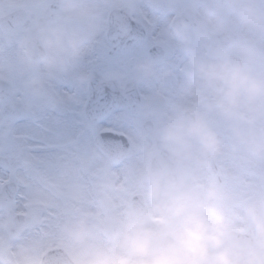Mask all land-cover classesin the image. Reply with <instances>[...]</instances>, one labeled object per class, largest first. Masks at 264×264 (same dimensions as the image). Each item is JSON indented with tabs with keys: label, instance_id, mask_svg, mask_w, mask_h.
Listing matches in <instances>:
<instances>
[{
	"label": "clouds",
	"instance_id": "obj_1",
	"mask_svg": "<svg viewBox=\"0 0 264 264\" xmlns=\"http://www.w3.org/2000/svg\"><path fill=\"white\" fill-rule=\"evenodd\" d=\"M56 2L0 62V82L18 79L17 100L28 108L74 102L56 82L92 78L79 65L104 29L103 8ZM170 29L186 57L184 79L155 138L133 141L141 153L129 165L135 195L105 222L103 206L86 208L36 244L12 245L16 264H264V0H185ZM134 71L146 79L156 67L144 59ZM106 79L126 83L115 72ZM161 96L147 100L149 114ZM107 155L92 147L77 160L87 166ZM76 171L65 165L55 179Z\"/></svg>",
	"mask_w": 264,
	"mask_h": 264
},
{
	"label": "flooded vegetation",
	"instance_id": "obj_2",
	"mask_svg": "<svg viewBox=\"0 0 264 264\" xmlns=\"http://www.w3.org/2000/svg\"><path fill=\"white\" fill-rule=\"evenodd\" d=\"M99 2L104 11V29L92 44L90 57L87 56L85 58L87 60L83 61L88 63L86 71L94 73L96 77L106 82L107 90L118 91L119 101L118 105L97 123L87 121L83 111H80L83 119L77 124L83 125L87 136L85 140L90 142V148L97 147L95 142L99 132L112 133L111 139L117 136L126 141L128 148L123 159L112 166L114 171L120 173L126 164L139 163L141 153L133 149V141L153 140L163 113L179 99V88L184 79L182 68L186 57L171 36L170 20L184 7L185 0H107V2L99 0ZM13 8H22L25 11L21 27L25 24L26 31L36 20L54 15L58 5L53 0H39ZM114 10L119 13L117 19L121 21L115 32L111 31L109 25V17ZM7 12L8 10L3 11L2 14ZM15 33L18 39L19 35ZM144 59H151L154 62L156 72L152 77L140 79L136 76L134 65ZM113 72L121 74L126 81L123 88L118 81L106 79V75ZM8 82L13 83L12 80ZM12 88L13 95L5 103L11 100L18 101L20 93L16 95L14 86ZM157 91L162 92V96L156 98L149 114L147 100L154 97ZM5 103H0V160L9 162L13 147L10 137L17 135L13 130L16 129L18 122L2 117ZM29 110L30 108L26 106L25 113L27 114ZM72 137L69 138L70 141L76 140V137ZM77 140L79 153L80 136ZM75 146L73 143L69 149L74 152Z\"/></svg>",
	"mask_w": 264,
	"mask_h": 264
},
{
	"label": "snow or ice",
	"instance_id": "obj_3",
	"mask_svg": "<svg viewBox=\"0 0 264 264\" xmlns=\"http://www.w3.org/2000/svg\"><path fill=\"white\" fill-rule=\"evenodd\" d=\"M122 159V154H115L87 166L80 165L78 160L70 162L66 165L72 169L79 167L80 171L63 180L45 173H37L32 182L19 175L0 179V189L11 183L28 189L19 193L22 203L7 199L0 192V264H16L9 251L13 239L36 244L42 234L55 230L64 217L97 206L105 210L102 222L118 215L120 204L135 195L136 188L134 182H129V165L120 173L113 170L112 166ZM25 232L31 235L25 236ZM50 264H58L55 257Z\"/></svg>",
	"mask_w": 264,
	"mask_h": 264
},
{
	"label": "rangeland",
	"instance_id": "obj_4",
	"mask_svg": "<svg viewBox=\"0 0 264 264\" xmlns=\"http://www.w3.org/2000/svg\"><path fill=\"white\" fill-rule=\"evenodd\" d=\"M33 1L35 0H0V15L3 13V11H6L14 6H18L23 3L28 4ZM24 28L25 24L17 31L14 30L11 32H5L0 28V62L9 61L14 57L18 40L16 38L15 32L20 35L25 31ZM87 56L90 57V52L81 60L79 65V67L83 68L84 70H86V67L88 66V63L83 61L87 60L85 59ZM12 81L14 90L16 91L15 94L18 95L19 92L17 89L19 86V81L18 79H13ZM56 87L59 90L67 88L68 92L70 91V93L73 94L77 99L74 102L56 108H30L26 117L21 122H19L16 129L13 130V132L17 133V135H12L10 137L13 146L11 159L9 160V165H0V177L8 176L9 172L11 171L13 174L10 176H23L26 180L32 182L37 173L58 175L66 164L77 161V158L81 154L90 149V142L87 139L85 140V137L87 138V136L85 134L86 131L83 125L77 124V122H80L83 119L80 115V108L84 104V99L86 97L85 84H80L72 80L70 77H65L64 79L56 82ZM63 123L64 126L61 127V124ZM68 130L71 131L70 135H67ZM74 130L80 133L79 136L81 141L79 153H73L69 150L70 153L65 154L61 151L60 153H57L51 157L50 161L52 162H50L47 167L44 164V160L46 158L45 155L38 157L32 155L31 146H40L48 142H58L56 140L62 142V140L57 139L60 136L63 137V140L64 138L68 140L72 136V132ZM75 141L76 143L79 142V140ZM36 152H44V154H46V152L43 150ZM18 191L17 201L19 202L22 201L19 197V193L26 192L28 189L21 186L18 188ZM24 235L29 236L31 233L25 232ZM19 240L21 239L18 238L12 240V245H14V243Z\"/></svg>",
	"mask_w": 264,
	"mask_h": 264
},
{
	"label": "water",
	"instance_id": "obj_5",
	"mask_svg": "<svg viewBox=\"0 0 264 264\" xmlns=\"http://www.w3.org/2000/svg\"><path fill=\"white\" fill-rule=\"evenodd\" d=\"M56 1V0H54ZM118 14L112 15L111 21V30L116 31L117 25L121 24V21L118 20ZM22 14L19 12H12L5 17L0 18L1 26L9 30L15 27L20 19ZM116 17V18H114ZM117 19V20H116ZM89 97L85 107V116L89 121H95L104 116L111 107L118 105V91L114 89L106 88V83L99 78L92 76L89 82ZM9 86L0 82V99H5L9 94ZM23 105L8 104L4 107V113L7 116H12L17 113H22ZM19 116H15L14 119H18ZM111 134L108 132H102L96 138L97 145L102 148L108 155L123 154L126 149V142L124 139L115 136L116 138L111 139ZM116 140H118L116 142ZM14 193L13 184H6L2 187V194L5 198L11 199L12 194Z\"/></svg>",
	"mask_w": 264,
	"mask_h": 264
},
{
	"label": "bare ground",
	"instance_id": "obj_6",
	"mask_svg": "<svg viewBox=\"0 0 264 264\" xmlns=\"http://www.w3.org/2000/svg\"><path fill=\"white\" fill-rule=\"evenodd\" d=\"M64 91V90H63ZM62 126H64V123L63 124H61V127ZM59 127H60V124H59ZM65 128H66V126H65ZM54 131V130H53ZM74 132H75V130L72 132V136H73V134H74ZM59 134V133H58ZM71 134V131L70 130H68L67 131V135H70ZM73 138V137H72ZM57 139H60V140H62V142L61 141H59V140H56V141H58V142H51V143H44V145H40V146H35V145H33V146H31V149H32V151H31V153H32V155H34V156H43V155H45L46 156V158H45V160H44V164H45V166L47 167L49 164H50V162H52V161H50L51 160V157L52 156H54L55 154H57V153H60L61 151L63 152V153H65V154H69L70 152H69V147H70V142L71 141H68V140H66L65 138H64V140H63V137H58ZM72 140V139H71ZM45 151L46 152V154H44V152H39V153H37L36 151ZM71 151V150H70ZM48 163V164H47ZM2 179L3 178H5V176L4 177H1ZM24 191V190H23ZM19 203H22V201H19ZM23 241H22V239L21 240H19V241H16L15 243H14V246L15 245H18V244H20V243H22Z\"/></svg>",
	"mask_w": 264,
	"mask_h": 264
}]
</instances>
